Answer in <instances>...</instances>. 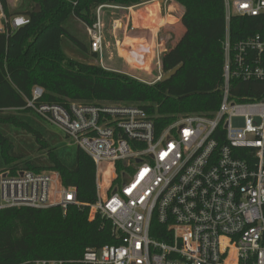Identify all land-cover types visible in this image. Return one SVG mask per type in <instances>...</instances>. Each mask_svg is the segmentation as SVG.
Segmentation results:
<instances>
[{"label":"built area","instance_id":"built-area-1","mask_svg":"<svg viewBox=\"0 0 264 264\" xmlns=\"http://www.w3.org/2000/svg\"><path fill=\"white\" fill-rule=\"evenodd\" d=\"M223 1V84L212 112L164 122L134 102L35 104L43 89L33 88L28 106L92 159L95 200L81 203L56 170L3 168L0 210L86 206L88 220L109 223L117 242L72 261L27 264H264V89L253 100L231 92L234 78L264 83V33L229 37L231 18L264 15V0ZM103 6L86 26L99 57ZM28 22L0 3V32Z\"/></svg>","mask_w":264,"mask_h":264},{"label":"trees","instance_id":"trees-1","mask_svg":"<svg viewBox=\"0 0 264 264\" xmlns=\"http://www.w3.org/2000/svg\"><path fill=\"white\" fill-rule=\"evenodd\" d=\"M35 5L24 12L29 22L0 32V167L60 173L65 186L76 189L83 204L95 200V166L82 149L74 155L49 143L43 119L27 104L35 86L43 89L35 104L66 105L69 100L86 102H134L164 122L177 114L214 111L223 84L225 10L223 0H174L183 9L181 21L165 24L170 33L161 69L180 68L168 79L146 83L127 74L106 70L99 64L78 61L66 55L63 38L87 51L64 22L73 15L91 25L102 5L132 6L143 0H30ZM7 16L13 15L7 0H0ZM102 9V8H101ZM182 22V23H181ZM257 32L264 33V15L233 16L229 23L231 42ZM96 57L98 54L93 53ZM260 88H257V87ZM234 96L253 100L263 95L264 83L231 80ZM237 87V88H236ZM257 88V89H256ZM7 126L32 136L46 151V161L26 157ZM109 223L89 221L87 207L69 206L0 210V264H27L38 259L72 261L88 247L116 243Z\"/></svg>","mask_w":264,"mask_h":264},{"label":"crops","instance_id":"crops-1","mask_svg":"<svg viewBox=\"0 0 264 264\" xmlns=\"http://www.w3.org/2000/svg\"><path fill=\"white\" fill-rule=\"evenodd\" d=\"M7 2L9 11H13L9 7V0ZM104 8H110L113 12L108 16V20L101 21L103 27L101 57H96L91 52L89 37L84 30L87 37L86 52L106 70L124 73L146 83H153L162 78L161 58L165 54L170 37L165 24L177 19L181 21L183 9L179 4L174 0H143L132 6L105 5L102 9ZM130 17L134 19L135 24ZM83 26L86 28L87 25L83 23ZM76 54L82 56L83 60L92 62L88 56ZM116 59H121L126 66L143 75L152 76L154 69H158L159 73L153 80L146 81L130 72L115 68L113 62Z\"/></svg>","mask_w":264,"mask_h":264},{"label":"rangeland","instance_id":"rangeland-1","mask_svg":"<svg viewBox=\"0 0 264 264\" xmlns=\"http://www.w3.org/2000/svg\"><path fill=\"white\" fill-rule=\"evenodd\" d=\"M34 5L35 2H31L30 0H9V7L10 9H13V11H10L11 13L24 12L28 9H31ZM112 12L113 10L110 8L102 9V11L100 12V17L102 18L101 21L108 20V16ZM63 25L72 35H74L78 40L83 42L85 46H87V37L84 32L86 28L85 26H83V23L80 19L71 15L68 17V19L64 22ZM102 33H103V27H102ZM62 47L66 55L72 59L78 61H87V60H83L84 58L82 56H78L76 54V53H81L85 56H88L92 62L96 63L95 58H92L91 55L88 54L85 50L76 47L68 38L65 37L63 38ZM113 66L117 69H121L122 71L130 72L131 74L138 76L139 78H142L146 81L153 80L155 76L159 73L158 69H154L152 76L143 75L137 72L136 70L132 69L131 67L126 66V64L121 59L120 60L116 59L115 62H113ZM165 73L166 72H163L162 76ZM77 101H81V100H77ZM37 124L43 127V129L45 130L46 138H48V141L51 145L56 146L58 148L65 147L70 152V156L74 155L76 146L70 144V141L66 138L63 132H61L58 128L54 126L49 125L45 121L37 120ZM4 132L13 138L17 148L21 152H23L26 157L34 158L39 161H46V151L36 146L37 144L34 143L31 135L22 132L20 130H17L11 126H7L4 129Z\"/></svg>","mask_w":264,"mask_h":264},{"label":"water","instance_id":"water-1","mask_svg":"<svg viewBox=\"0 0 264 264\" xmlns=\"http://www.w3.org/2000/svg\"><path fill=\"white\" fill-rule=\"evenodd\" d=\"M181 65L176 66L175 68L171 69L170 71L166 72L161 79H168L170 78L172 75H174L176 73V71L180 68Z\"/></svg>","mask_w":264,"mask_h":264},{"label":"bare ground","instance_id":"bare-ground-1","mask_svg":"<svg viewBox=\"0 0 264 264\" xmlns=\"http://www.w3.org/2000/svg\"><path fill=\"white\" fill-rule=\"evenodd\" d=\"M131 18V17H130ZM132 20H133V23L135 24V21H134V19L133 18H131Z\"/></svg>","mask_w":264,"mask_h":264}]
</instances>
